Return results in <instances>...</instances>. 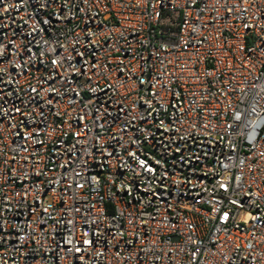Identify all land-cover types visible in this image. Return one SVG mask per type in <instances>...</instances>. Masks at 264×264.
<instances>
[{
  "label": "built area",
  "instance_id": "1",
  "mask_svg": "<svg viewBox=\"0 0 264 264\" xmlns=\"http://www.w3.org/2000/svg\"><path fill=\"white\" fill-rule=\"evenodd\" d=\"M0 264H264V0H0Z\"/></svg>",
  "mask_w": 264,
  "mask_h": 264
}]
</instances>
